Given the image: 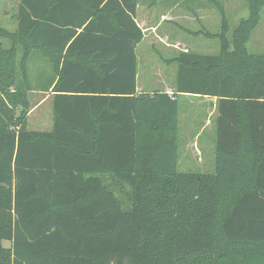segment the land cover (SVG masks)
Returning <instances> with one entry per match:
<instances>
[{"label":"trees","instance_id":"trees-1","mask_svg":"<svg viewBox=\"0 0 264 264\" xmlns=\"http://www.w3.org/2000/svg\"><path fill=\"white\" fill-rule=\"evenodd\" d=\"M215 2L219 52L173 58L175 95L218 99L215 172L193 173L178 100L137 90L139 0H21L0 26V264H264V54L247 49L264 0L232 36ZM35 52L51 130L26 126Z\"/></svg>","mask_w":264,"mask_h":264},{"label":"rangeland","instance_id":"rangeland-1","mask_svg":"<svg viewBox=\"0 0 264 264\" xmlns=\"http://www.w3.org/2000/svg\"><path fill=\"white\" fill-rule=\"evenodd\" d=\"M224 3L229 22V36L243 19L250 16L246 0H216ZM21 0H0V26L11 31L17 29V11ZM139 21L149 17L155 29L147 30L137 46V82L144 92L160 89L165 83L176 81L179 63L173 60L181 51L189 50L203 54H217L220 50L219 34L222 16L215 0H139ZM183 18L172 19L180 14ZM162 14L167 18L161 20ZM202 16V18H199ZM211 34V35H209ZM180 41V42H178ZM8 48L9 41H3ZM251 54H264V6L259 21L247 41ZM22 48L18 47V58ZM29 59L30 87L27 91L30 109L26 126L32 130H51L53 104L47 99L49 91L37 89L42 76L49 74L51 65L38 52ZM37 77H40L41 80ZM163 83V84H162ZM179 163L178 170L193 173H214L217 139V113H210L211 104L199 97L180 96ZM21 107L18 109L20 113ZM198 131V132H197ZM194 142L203 152L201 159L193 153ZM188 153H185V150ZM191 152V153H190ZM6 247L10 242L3 241Z\"/></svg>","mask_w":264,"mask_h":264},{"label":"crops","instance_id":"crops-1","mask_svg":"<svg viewBox=\"0 0 264 264\" xmlns=\"http://www.w3.org/2000/svg\"><path fill=\"white\" fill-rule=\"evenodd\" d=\"M139 8V6H138ZM138 14H139V9H138ZM139 16V15H138ZM171 17L169 18H172V19H181L183 18L181 16V13L180 14H175V15H170ZM168 16H166V14H162V16L160 17L161 20H163L164 18H167ZM199 18H202V16H199ZM137 22H138V25L143 29V31L146 33L147 30H154L155 29V26H152V22L149 20V17H146V18H143L141 21H139V17H137ZM180 42V41H178ZM187 51V50H185ZM176 82V81H175ZM163 84V83H162ZM137 90L138 92L140 93H144V88L141 89L140 86L138 85V82H137ZM162 91L164 93H167L168 95L171 96L172 99H177L178 100V106H179V113H180V103H179V98L180 96H190V97H199V98H202L203 100H208V102H210L211 104V109H210V113L212 112H216L218 114V110H217V97H213V96H199V95H193V94H176V88H175V83L172 82V83H165L162 85V88L160 89H155V90H151L150 92H146V93H153L154 91ZM50 94L47 95V99H51L52 100V95L53 93L49 92ZM179 124H180V118H179ZM179 124H178V140H179ZM53 126V125H52ZM198 132V131H197ZM186 152L185 153H188V150L186 149L185 150ZM193 153H195L200 159L201 157L203 156V152L200 150V145L196 142H194L193 144ZM191 153V152H190ZM180 157V155H179Z\"/></svg>","mask_w":264,"mask_h":264}]
</instances>
